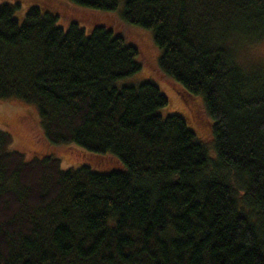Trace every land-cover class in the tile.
<instances>
[{
  "label": "trees",
  "instance_id": "16d2710c",
  "mask_svg": "<svg viewBox=\"0 0 264 264\" xmlns=\"http://www.w3.org/2000/svg\"><path fill=\"white\" fill-rule=\"evenodd\" d=\"M23 2L0 5V101L34 105L69 164L0 130V264H264V64L234 59L264 36V0ZM118 12L208 120L153 79L123 83L145 67L99 21Z\"/></svg>",
  "mask_w": 264,
  "mask_h": 264
},
{
  "label": "rangeland",
  "instance_id": "374dc122",
  "mask_svg": "<svg viewBox=\"0 0 264 264\" xmlns=\"http://www.w3.org/2000/svg\"><path fill=\"white\" fill-rule=\"evenodd\" d=\"M25 10L28 7L30 0H23ZM12 0H0V5L3 3H10ZM122 8V5L120 9ZM19 10L16 16L20 18L27 11ZM65 15H76L80 19H85V16H89L87 13L81 10H74L72 8H63ZM24 14V15H25ZM92 18H87L86 23H91ZM99 21L106 22L113 30L117 33L125 36L128 40L135 42L139 45L142 51V57L139 60L144 64V70L140 75L133 78H128L123 83L137 84L133 81L135 78L143 82L149 79L155 80L156 84L162 89L163 92L169 93L174 105L180 109L186 111L192 116H201L205 121L209 119L208 115L204 112L202 100L198 104L187 105L182 97L177 94L174 89H171L167 78L164 76L159 65L160 51L155 45L152 33L126 24L119 16L118 13L106 14L100 17ZM59 25L63 23L59 22ZM67 28V25H62ZM264 64V62H262ZM259 64V63H258ZM122 84V83H121ZM37 108L26 102L18 99H6L0 101V130L9 132L12 137V149H17L24 152L27 158L32 159L35 157L46 158V157H59L61 158L64 167L68 166L69 162L65 157V147L61 145H52L46 140H42L39 131L41 127V119L37 114ZM205 130L202 131L204 133ZM209 140L210 135L203 134L202 138ZM109 165V164H107ZM115 166V164H111Z\"/></svg>",
  "mask_w": 264,
  "mask_h": 264
},
{
  "label": "clouds",
  "instance_id": "9594fccd",
  "mask_svg": "<svg viewBox=\"0 0 264 264\" xmlns=\"http://www.w3.org/2000/svg\"><path fill=\"white\" fill-rule=\"evenodd\" d=\"M234 47L238 53L234 59L243 71L251 70L253 64L264 62V36L245 38Z\"/></svg>",
  "mask_w": 264,
  "mask_h": 264
}]
</instances>
